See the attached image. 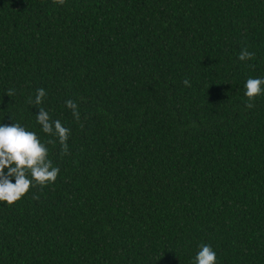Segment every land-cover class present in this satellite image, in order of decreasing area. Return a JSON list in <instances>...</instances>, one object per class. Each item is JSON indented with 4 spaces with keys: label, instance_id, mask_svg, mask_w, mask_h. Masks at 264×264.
<instances>
[{
    "label": "trees",
    "instance_id": "trees-1",
    "mask_svg": "<svg viewBox=\"0 0 264 264\" xmlns=\"http://www.w3.org/2000/svg\"><path fill=\"white\" fill-rule=\"evenodd\" d=\"M250 77L264 78V0H0V125L34 132L60 169L0 201V264H195L201 244L216 264H264ZM39 88L69 154L27 102Z\"/></svg>",
    "mask_w": 264,
    "mask_h": 264
},
{
    "label": "clouds",
    "instance_id": "clouds-1",
    "mask_svg": "<svg viewBox=\"0 0 264 264\" xmlns=\"http://www.w3.org/2000/svg\"><path fill=\"white\" fill-rule=\"evenodd\" d=\"M65 2L66 0H54V3L60 6H63ZM254 58L255 53L250 52L247 47H243L238 56L242 62ZM183 83L186 87L191 86L187 78ZM262 84H264V78L250 77L246 81L247 108L251 109L255 106V99L264 91L261 87ZM7 95H14V90L9 89ZM46 95V90L39 88L36 91L35 99L29 97L27 102L38 107L36 119L42 126V131L49 136L58 138L62 155L69 154L67 141L71 130L64 127L59 120H52L49 113L41 106ZM65 103L72 110L74 118L79 121L80 114L77 103L73 100H67ZM47 143L55 144L56 140L50 139ZM48 156L46 145L41 143L34 132L26 130L18 123L0 125V201L11 206L21 200L30 188L38 186L43 189L54 184L60 169L53 166ZM6 168L8 169L7 174H5ZM11 177H15V183L12 182ZM216 261L217 254L212 247L208 244H201L195 257V264H216Z\"/></svg>",
    "mask_w": 264,
    "mask_h": 264
}]
</instances>
